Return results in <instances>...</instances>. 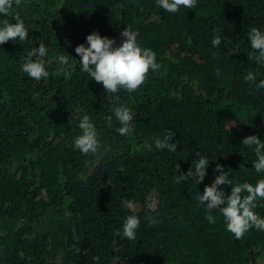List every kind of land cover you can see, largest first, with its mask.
I'll return each instance as SVG.
<instances>
[{
    "label": "trees",
    "instance_id": "trees-1",
    "mask_svg": "<svg viewBox=\"0 0 264 264\" xmlns=\"http://www.w3.org/2000/svg\"><path fill=\"white\" fill-rule=\"evenodd\" d=\"M14 17L29 35L0 45V264H260L264 231L253 227L236 240L219 211L208 223L197 195L220 174L216 164L233 185L264 178L253 168V149L242 144L253 134L264 140V89L244 80L248 72L264 79V65L248 59L247 38L252 27L264 31V0H197L175 14L156 0H13L0 26ZM126 27L160 68L135 92L107 93L81 70L74 50L87 47L94 31L118 44ZM40 43L49 77L35 81L21 65ZM59 55L75 65L70 79L58 71ZM120 105L134 113L127 136L117 131ZM84 115L103 157L74 148ZM168 129L176 153L155 150ZM149 143L152 152L144 149ZM197 152L209 159L204 180L177 184ZM220 187L230 194V186ZM129 201L141 220L131 241L122 233L133 214ZM254 211L264 217V199ZM149 214L159 223L149 225Z\"/></svg>",
    "mask_w": 264,
    "mask_h": 264
},
{
    "label": "clouds",
    "instance_id": "clouds-1",
    "mask_svg": "<svg viewBox=\"0 0 264 264\" xmlns=\"http://www.w3.org/2000/svg\"><path fill=\"white\" fill-rule=\"evenodd\" d=\"M19 5L21 0H15ZM156 3L164 11L175 14L181 7L193 9L197 5V0H156ZM13 0H0V14L8 16L12 8ZM15 23H10L5 19L0 26V45L9 41H26L29 35L24 21L19 17H14ZM248 43L251 52L248 59H254L258 64L264 65V31L252 27L247 34ZM87 47L80 44L75 48V53L80 57L81 70L89 74L97 83L102 84L105 92L117 93L123 89L129 93L135 92L146 80L150 70H159L160 65L156 62V54L150 48H142L137 42V33L130 27H126L120 33V42L117 44L114 39L101 37L97 32H92L86 37ZM191 44V38L188 39ZM211 44L215 48L221 45V37L214 35ZM47 48L43 43L33 48L28 53V58L21 65V70L28 77L35 81L49 77L45 69V59ZM35 57V59H33ZM56 62L60 66L58 71L64 73L65 79H70L75 65H70L69 55H59ZM244 80L251 83L255 89H264V79L257 82L256 75L252 72L244 77ZM114 115L120 123L117 129L119 135L127 136L134 131L132 121L134 119L133 110L125 105L115 106ZM81 133L74 138V148L82 154L96 155L101 157L105 155L100 151L101 142L98 139V131L88 115H84L78 122ZM174 132L171 129L166 130L162 138L157 137L154 140V147L157 151L167 150L169 153L177 152L178 142H172ZM245 147L252 148L256 159L252 162L256 173H264V140L257 135H249L242 140ZM148 152L153 151V144L144 145ZM197 159L192 161L187 172L175 176V182H182L191 179L194 185L201 183L206 176L209 159L197 152ZM179 170V167L177 168ZM214 171L219 172L212 180L211 185H205L203 193L197 195V201L206 209V219L209 224H215L216 218L213 210L219 211L225 222L226 231L234 235L236 240H241L251 229L255 228L264 231V217L259 216L254 209L257 207V200L264 199V178L255 182H243L233 185L230 174L224 170L220 164H216ZM221 185L230 186L231 192L226 195L221 189ZM128 209L133 210V214L128 215L123 223L122 233L128 240H135L137 230L140 227L141 220L135 214L134 202L129 201L126 205ZM156 203L149 205V211H156ZM70 216V212H65ZM149 225L157 224L159 221L155 216L149 214L146 217ZM93 260L98 261L99 257L94 256Z\"/></svg>",
    "mask_w": 264,
    "mask_h": 264
},
{
    "label": "rangeland",
    "instance_id": "rangeland-1",
    "mask_svg": "<svg viewBox=\"0 0 264 264\" xmlns=\"http://www.w3.org/2000/svg\"><path fill=\"white\" fill-rule=\"evenodd\" d=\"M258 261L260 264H264V253L258 257Z\"/></svg>",
    "mask_w": 264,
    "mask_h": 264
}]
</instances>
